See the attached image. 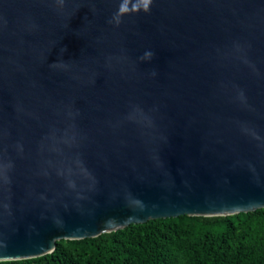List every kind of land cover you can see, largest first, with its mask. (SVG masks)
Masks as SVG:
<instances>
[{
	"label": "water",
	"instance_id": "obj_1",
	"mask_svg": "<svg viewBox=\"0 0 264 264\" xmlns=\"http://www.w3.org/2000/svg\"><path fill=\"white\" fill-rule=\"evenodd\" d=\"M117 3L0 0V262L264 209V0Z\"/></svg>",
	"mask_w": 264,
	"mask_h": 264
},
{
	"label": "trees",
	"instance_id": "obj_2",
	"mask_svg": "<svg viewBox=\"0 0 264 264\" xmlns=\"http://www.w3.org/2000/svg\"><path fill=\"white\" fill-rule=\"evenodd\" d=\"M0 264H264V209L216 217L151 220L52 254Z\"/></svg>",
	"mask_w": 264,
	"mask_h": 264
},
{
	"label": "clouds",
	"instance_id": "obj_3",
	"mask_svg": "<svg viewBox=\"0 0 264 264\" xmlns=\"http://www.w3.org/2000/svg\"><path fill=\"white\" fill-rule=\"evenodd\" d=\"M65 0H56V5L63 8ZM153 0H118L117 9L109 19V23L114 26H119L123 17L135 15L138 13H149ZM64 50V49H63ZM155 53L152 51H145L140 59L142 61H150ZM56 63H53L55 65ZM155 75V73H153Z\"/></svg>",
	"mask_w": 264,
	"mask_h": 264
}]
</instances>
